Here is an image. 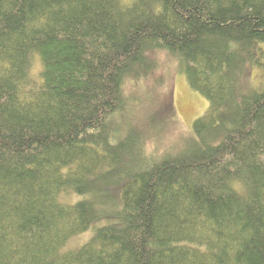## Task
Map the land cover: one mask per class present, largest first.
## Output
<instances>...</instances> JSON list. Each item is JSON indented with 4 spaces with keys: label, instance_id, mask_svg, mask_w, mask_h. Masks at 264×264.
<instances>
[{
    "label": "trees",
    "instance_id": "16d2710c",
    "mask_svg": "<svg viewBox=\"0 0 264 264\" xmlns=\"http://www.w3.org/2000/svg\"><path fill=\"white\" fill-rule=\"evenodd\" d=\"M262 44L264 0H0V264H264ZM159 51L208 108L157 157Z\"/></svg>",
    "mask_w": 264,
    "mask_h": 264
},
{
    "label": "rangeland",
    "instance_id": "374dc122",
    "mask_svg": "<svg viewBox=\"0 0 264 264\" xmlns=\"http://www.w3.org/2000/svg\"><path fill=\"white\" fill-rule=\"evenodd\" d=\"M261 48H264V44ZM148 59L152 62V69L145 73V78L127 83L124 94H135L134 96L142 102L144 95L149 97L148 101L152 100L150 105L151 112H154L153 121L157 126L161 125L162 130L161 127H152L151 134L156 136L148 138V149L152 152L154 144H158L156 155L160 157L165 149L168 151L169 148L177 147L181 138L193 136L192 122L205 113L208 101L188 86L185 76L178 71L176 62L166 53H149ZM40 68V62L34 57L30 69V76L34 80H37ZM257 76V71L253 70L249 72L245 82L248 85L256 84ZM150 105L145 102L147 112ZM129 114V111L123 116L119 114L120 122L126 118L128 124ZM154 128H157V132ZM88 236L89 233L75 237L68 246H79Z\"/></svg>",
    "mask_w": 264,
    "mask_h": 264
}]
</instances>
